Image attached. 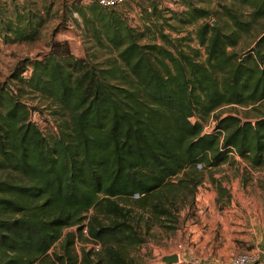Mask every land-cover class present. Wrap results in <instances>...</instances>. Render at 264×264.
Segmentation results:
<instances>
[{
	"label": "trees",
	"instance_id": "1",
	"mask_svg": "<svg viewBox=\"0 0 264 264\" xmlns=\"http://www.w3.org/2000/svg\"><path fill=\"white\" fill-rule=\"evenodd\" d=\"M178 1L187 8L176 15L181 26L209 16ZM229 1L221 7L228 31L198 29L203 61L162 32L161 45L139 44V31L96 2L74 11L114 58H75L56 43L12 71L14 90L0 85V264H37L56 245L55 264H132L130 252L152 227L175 230L178 207L201 183L198 165L213 168L234 154L252 169L264 166V31L240 56L227 51L264 18V0ZM148 8L153 15L155 5ZM37 20L4 19L2 44L32 42ZM26 95L60 118L49 135L30 119L46 110L28 107ZM225 106L249 108L251 120L215 116L204 132L200 121ZM77 242L99 250L81 248L78 260Z\"/></svg>",
	"mask_w": 264,
	"mask_h": 264
},
{
	"label": "rangeland",
	"instance_id": "2",
	"mask_svg": "<svg viewBox=\"0 0 264 264\" xmlns=\"http://www.w3.org/2000/svg\"><path fill=\"white\" fill-rule=\"evenodd\" d=\"M96 2L97 0H0V85L14 90L15 83L8 81L12 71L29 67L32 61L42 60L56 43L63 44L75 58L98 62H103L109 57L114 58V52L109 53L95 44L94 35L83 27L80 17L74 11L76 7ZM191 2L196 7L207 10L209 16L185 26H181L176 19L177 14L186 17L187 10L178 0H127L113 9L125 26L141 33L139 44L153 41L161 45L158 32H162L168 35L170 40H178L174 43L178 48L184 51L187 47L198 50V59L203 61V47L197 42L198 29L202 24H206L208 27L228 31L230 23L221 7L228 8L230 1ZM152 3L156 11L150 15L148 6ZM237 11L243 16L248 15L247 8ZM15 13L30 18L38 17V33L32 42L2 44L3 20H12ZM263 31L264 18L252 26L248 34L241 35L236 46L228 48L227 51L240 56L247 48L252 47ZM24 76L27 77L28 72ZM29 96L26 95L23 99L28 107L34 106L48 111L45 102L30 101L33 96ZM248 109L238 106L221 107L200 123L204 132H209V125H212L215 116L222 118L231 115L251 120ZM46 112L36 113L39 117L35 116L34 121L43 134L49 135L60 118L53 116L50 111L47 112L50 116H47ZM196 168L202 172L201 183L196 186L192 195L187 197L186 205L178 207L175 230L166 232L156 226L152 227L145 236L144 243L130 252L132 264H163L161 259L171 255H177L176 264H226L235 255L252 250L253 243L262 236L264 166L252 169L234 154H228L226 161L216 167L203 169L198 165ZM92 246L91 243L77 242L74 248L77 259H80L81 248L97 252ZM235 248L238 249L234 251ZM52 252L58 253V245L50 250L48 259L37 264H55L51 259ZM90 260L94 262L95 255H92Z\"/></svg>",
	"mask_w": 264,
	"mask_h": 264
},
{
	"label": "built area",
	"instance_id": "3",
	"mask_svg": "<svg viewBox=\"0 0 264 264\" xmlns=\"http://www.w3.org/2000/svg\"><path fill=\"white\" fill-rule=\"evenodd\" d=\"M127 0H97V4L101 8H111L114 6H117ZM132 1H137V0H132ZM37 116L36 113H32L30 115L31 121H34V117ZM38 117V116H37ZM85 233V231H83ZM92 248L95 251H98L99 246L98 245H93ZM226 264H264V251H262L259 255H256L251 252H243L235 255L229 262Z\"/></svg>",
	"mask_w": 264,
	"mask_h": 264
},
{
	"label": "crops",
	"instance_id": "4",
	"mask_svg": "<svg viewBox=\"0 0 264 264\" xmlns=\"http://www.w3.org/2000/svg\"><path fill=\"white\" fill-rule=\"evenodd\" d=\"M252 246H253V249L249 251L251 253L259 255L262 251H264V233H262V236L260 235L258 237V239L253 243ZM237 249L238 248H235L234 251H236Z\"/></svg>",
	"mask_w": 264,
	"mask_h": 264
},
{
	"label": "water",
	"instance_id": "5",
	"mask_svg": "<svg viewBox=\"0 0 264 264\" xmlns=\"http://www.w3.org/2000/svg\"><path fill=\"white\" fill-rule=\"evenodd\" d=\"M163 264H176L178 262L177 255L167 256L161 259Z\"/></svg>",
	"mask_w": 264,
	"mask_h": 264
}]
</instances>
